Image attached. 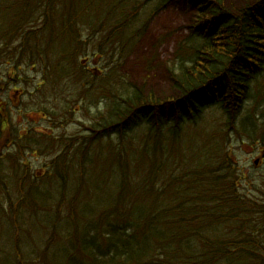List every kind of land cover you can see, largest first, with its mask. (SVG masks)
I'll return each instance as SVG.
<instances>
[{"label":"trees","instance_id":"16d2710c","mask_svg":"<svg viewBox=\"0 0 264 264\" xmlns=\"http://www.w3.org/2000/svg\"><path fill=\"white\" fill-rule=\"evenodd\" d=\"M86 1L11 0L9 18L0 17L1 58L40 64L46 84L70 80L77 104L108 103L88 134L62 144L68 157L37 179L13 164L16 153L0 152V264H18L27 253L33 260L39 250L37 264H50L43 255L67 239L85 245L75 251L80 264H264V194L242 193L243 172L228 148L230 131L264 146V0L235 13L224 0H180L194 16L190 35L178 42L183 61L171 74L172 94L161 99L126 86L120 95V64L144 47L153 21L175 1L120 0L107 17L90 13L101 0ZM81 28L87 41H79ZM87 58L105 72L91 71ZM6 123L0 118V139ZM34 133L30 148H54L51 133ZM103 154L107 169L91 170ZM103 174V186L94 185ZM106 188L112 200L90 211L89 224L85 202ZM33 232L43 237L38 246ZM148 234L150 247L141 244Z\"/></svg>","mask_w":264,"mask_h":264},{"label":"rangeland","instance_id":"374dc122","mask_svg":"<svg viewBox=\"0 0 264 264\" xmlns=\"http://www.w3.org/2000/svg\"><path fill=\"white\" fill-rule=\"evenodd\" d=\"M10 1L0 0V17L4 20L9 18L10 15ZM64 1L68 2L70 0ZM90 1L87 0L86 5ZM174 1L176 3L170 5L157 20L153 21V28H150L144 37V40L147 41L146 44L136 51V56L130 61L131 63L128 61L127 64H120V95L124 93L122 86L141 89L142 92L154 99H161L172 94L171 74L179 68L180 63L183 61L180 57L182 52L178 51V42L190 35L189 26L191 18L194 16L192 8L181 4L180 0ZM251 2L253 0H224L225 6L233 13L243 8L246 3ZM114 5H120V0H101V3L97 2L91 5L90 13L94 15L104 13L107 17L108 14H111ZM66 9L69 11L70 7ZM56 18L58 21L60 20L58 11L56 12ZM65 26L67 25L65 24ZM81 31L82 34L78 33L79 41L81 42V38L83 41H87L89 35L85 32L87 30L81 28ZM59 32H61V29H59ZM150 32L151 34L148 38ZM52 35V37L55 36L54 34ZM56 47L58 50L62 49L61 37L56 38ZM91 49L92 46L88 51ZM11 61L12 63L8 65ZM86 63L91 67V71H104L101 63L99 65L96 64L93 58L86 61ZM97 66L98 68H96ZM16 68H20V70H16ZM42 70V66L36 62L19 58L11 60L10 58L0 57V118L7 120L1 132L0 152L10 150V152L16 153L13 164H23L24 168H30L29 180L37 179V176L34 175L38 172L50 171L56 158L68 157L66 150L61 151L62 144L68 148L71 143L67 144V140L77 139L88 134V129L94 117L98 113H104L108 104L105 103L104 99H99L93 104L92 102L86 105L83 102L77 104L75 84H70V80H63L57 86L53 83L46 84ZM19 76L23 77L22 82L19 81ZM261 84L264 86V78L261 80ZM253 103L254 101L252 100L249 106H252ZM47 110L52 112V116L48 115L50 111L46 112ZM35 130L51 133L55 137L52 150L46 151L41 148V151L38 152L29 147L36 146L32 144V140L31 142L26 141ZM230 134H232V131L228 132V148L232 150L231 161L236 164L235 166L238 170L243 172L241 176V182H244L241 187L242 193L254 191L259 194L261 191L263 195L264 160L262 155H264V146L236 138ZM37 135L35 132L33 136L37 137ZM62 138L65 141H62ZM49 144L50 148L51 142ZM73 144L75 143L73 142ZM6 156H2V158ZM258 159L260 162L255 165ZM107 164V155L103 154L99 158L97 165L91 170L94 168H99L101 171L106 170ZM104 175L93 178L92 183L102 187L105 182ZM118 180L119 172H114L111 183H117ZM93 198L92 201L85 202L86 205L82 214L89 224L93 221L92 212L90 211H93L99 205L103 207L109 206L108 204L112 200V193L107 192L106 188L104 192L95 193ZM68 201L71 203L70 198H68ZM59 212H61V208H59ZM37 229L38 227H35L33 230ZM86 230L82 228L81 233L84 234ZM153 237V234L143 236L141 244L150 247V240ZM42 238L40 234L33 232L30 239L38 246ZM53 238L54 236L51 235L50 240H53ZM115 238L120 239V236L115 235ZM4 239L9 241L10 237H4ZM11 242L14 243V237L11 238ZM11 242L10 245L9 242L4 245L3 249L7 250L6 248L8 247V250H10ZM72 244V240L67 239L55 246H51L43 255V258L50 264H80L76 263L79 257L76 256L75 251L84 253L85 245L80 244L76 247ZM91 246H93L92 243ZM41 253V250H39L36 254L38 259L33 257V260H30L29 253L25 255L19 254V263L27 264L29 262L37 264L39 257L43 254ZM1 257L2 253L0 254ZM14 257H17V255H14ZM74 259L75 262L73 261ZM81 264H120V260L117 262L99 263L82 259Z\"/></svg>","mask_w":264,"mask_h":264}]
</instances>
